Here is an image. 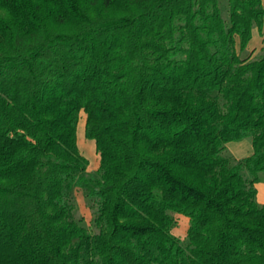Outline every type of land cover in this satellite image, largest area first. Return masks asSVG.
Segmentation results:
<instances>
[{
    "label": "trees",
    "instance_id": "1",
    "mask_svg": "<svg viewBox=\"0 0 264 264\" xmlns=\"http://www.w3.org/2000/svg\"><path fill=\"white\" fill-rule=\"evenodd\" d=\"M263 22L262 0H0V264H264V43L241 57Z\"/></svg>",
    "mask_w": 264,
    "mask_h": 264
},
{
    "label": "rangeland",
    "instance_id": "2",
    "mask_svg": "<svg viewBox=\"0 0 264 264\" xmlns=\"http://www.w3.org/2000/svg\"><path fill=\"white\" fill-rule=\"evenodd\" d=\"M222 6L225 4V0H220ZM264 5V0H262ZM264 43V22H263V34L256 29L253 30L252 39L248 43L247 48L241 54V57L252 58L256 56L260 48ZM84 122H85V114L81 111L79 113V119L76 125V143L80 153L87 159L88 161V170H94L98 165V154L95 151L94 142L91 139H88L84 135ZM251 142L249 138H243L239 141H231L226 144V153L232 157H234L232 152H236L240 157H245L251 153ZM72 201L74 203L75 216L82 220V222L86 225L90 223V219L92 217V210L89 207L88 201L84 195V191L79 188H74L71 191ZM182 226V220H178L176 227Z\"/></svg>",
    "mask_w": 264,
    "mask_h": 264
},
{
    "label": "crops",
    "instance_id": "3",
    "mask_svg": "<svg viewBox=\"0 0 264 264\" xmlns=\"http://www.w3.org/2000/svg\"><path fill=\"white\" fill-rule=\"evenodd\" d=\"M232 153H233L232 155L234 156V158H241L240 155L236 154V152H232ZM248 155H245V156H248ZM255 189H256V194H255L256 202L258 204H264V172L259 174V180L255 184ZM180 219L182 220V226L173 227L172 233L180 238H183L186 233V229L188 225V218L182 216Z\"/></svg>",
    "mask_w": 264,
    "mask_h": 264
}]
</instances>
